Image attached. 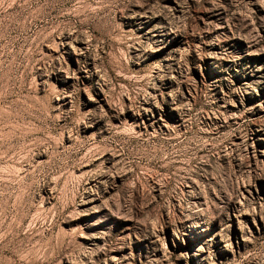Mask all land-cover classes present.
<instances>
[{"label":"rangeland","instance_id":"obj_1","mask_svg":"<svg viewBox=\"0 0 264 264\" xmlns=\"http://www.w3.org/2000/svg\"><path fill=\"white\" fill-rule=\"evenodd\" d=\"M0 264H264V0H0Z\"/></svg>","mask_w":264,"mask_h":264}]
</instances>
